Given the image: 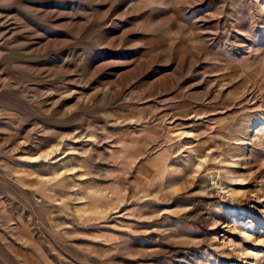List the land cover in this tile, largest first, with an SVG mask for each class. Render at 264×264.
<instances>
[{
	"label": "rangeland",
	"instance_id": "1",
	"mask_svg": "<svg viewBox=\"0 0 264 264\" xmlns=\"http://www.w3.org/2000/svg\"><path fill=\"white\" fill-rule=\"evenodd\" d=\"M0 264H264V0H0Z\"/></svg>",
	"mask_w": 264,
	"mask_h": 264
}]
</instances>
